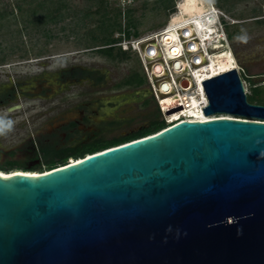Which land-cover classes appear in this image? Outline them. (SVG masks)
Wrapping results in <instances>:
<instances>
[{
	"label": "water",
	"instance_id": "1",
	"mask_svg": "<svg viewBox=\"0 0 264 264\" xmlns=\"http://www.w3.org/2000/svg\"><path fill=\"white\" fill-rule=\"evenodd\" d=\"M207 121L0 176V264H264V106L236 70Z\"/></svg>",
	"mask_w": 264,
	"mask_h": 264
},
{
	"label": "rangeland",
	"instance_id": "2",
	"mask_svg": "<svg viewBox=\"0 0 264 264\" xmlns=\"http://www.w3.org/2000/svg\"><path fill=\"white\" fill-rule=\"evenodd\" d=\"M110 22L117 11L120 16L116 21L121 31L139 36L161 29L169 17L172 23L184 18L204 13L202 8L212 0H174L173 8L165 10L157 0H104ZM220 9L226 19V31L231 35L229 48L241 73L245 94L250 93L252 83L264 87V0H220ZM213 4V3H212ZM97 0H0V84L12 80L30 82L39 72H49L48 80L62 68L69 66H91L107 73V94L116 91L114 84L125 78L132 71L142 73V67L136 56L127 52L128 58L121 62L111 61L95 51L100 45L94 38H99L101 11L97 10ZM206 5V6H207ZM17 8H20L19 10ZM192 11L190 15L187 12ZM57 12L55 22L46 16ZM133 24V28H128ZM118 31L113 34L117 39ZM221 44L217 48H228ZM118 48V47H116ZM122 51V49H120ZM226 55L225 57H229ZM244 74L252 77V82L244 79ZM113 86V87H112ZM71 88H80L73 86ZM115 88V89H114ZM122 88H119L120 91ZM148 91L147 86L145 87ZM118 91V92H119ZM139 96L133 91L115 99L118 108L107 112L106 122L120 121L122 125L111 127L108 124L101 129L106 138H112L146 125L155 113L156 102L148 106L138 104ZM209 117V118H220ZM229 117V116H223ZM231 118V117H230ZM164 120V116L161 115ZM81 136L71 139L62 146L72 147L84 140ZM19 145L0 142V165H5L9 158L5 153L15 150ZM28 170L40 173L44 167L35 168L27 157L18 154L14 159ZM71 160H68L70 162ZM20 165V166H22ZM18 166V168H20ZM13 171H19L14 169Z\"/></svg>",
	"mask_w": 264,
	"mask_h": 264
},
{
	"label": "flooded vegetation",
	"instance_id": "3",
	"mask_svg": "<svg viewBox=\"0 0 264 264\" xmlns=\"http://www.w3.org/2000/svg\"><path fill=\"white\" fill-rule=\"evenodd\" d=\"M49 74L39 72L30 82L0 84V142L19 145L5 153L9 160L18 154L26 157L30 149L66 147L62 145L77 136L90 139L101 133L111 123L106 122L107 112L118 108L115 99L126 93L138 95V104L149 103L147 84L119 91L116 83V91L107 94L108 74L95 67L69 66L48 80Z\"/></svg>",
	"mask_w": 264,
	"mask_h": 264
},
{
	"label": "built area",
	"instance_id": "4",
	"mask_svg": "<svg viewBox=\"0 0 264 264\" xmlns=\"http://www.w3.org/2000/svg\"><path fill=\"white\" fill-rule=\"evenodd\" d=\"M177 7L178 3L176 12L161 29L138 37H127L121 31L114 45L136 56L149 93L167 126L196 121L189 111L203 115L208 100L201 83L223 74L214 63L216 54L222 51L215 44L229 46L223 21L226 17L211 1L200 17L201 29L196 18L172 23ZM214 16L218 19L216 24ZM236 71L241 79L243 70L237 66Z\"/></svg>",
	"mask_w": 264,
	"mask_h": 264
},
{
	"label": "trees",
	"instance_id": "5",
	"mask_svg": "<svg viewBox=\"0 0 264 264\" xmlns=\"http://www.w3.org/2000/svg\"><path fill=\"white\" fill-rule=\"evenodd\" d=\"M158 3H160L165 10H170L173 8L174 0H157ZM212 3L215 7L222 9L223 6L220 2V0H212ZM97 10L99 12L101 11V19L99 21V33L101 34L99 38H94L95 41H97L100 45L95 46V51L99 55L104 56L105 58L121 62L123 60H126L128 58L127 52L121 51L120 48H116L114 45L117 43V40L113 38V34L118 31V33L121 32L120 25L116 21L117 17L120 16V11H117L114 17V21L112 20L110 22L105 1L104 0H97ZM207 5V4H206ZM204 6L202 8H196L195 10H202L207 9V6ZM18 10L20 8H17ZM192 11L187 12L188 15H190ZM50 21L55 22L57 19V12H53L52 14H47L46 16ZM175 17H178V13L175 15ZM264 23V19L261 20ZM128 28H133V24H128ZM225 31H226V24H225ZM126 36H134L138 37L139 34L137 32L130 33L126 31ZM227 39H231V35L226 31ZM244 79L248 80L249 82H252V77L249 75L244 74ZM146 79L144 77L143 72H137L132 71L125 79L118 82L116 84L117 88L122 87H130V88H137L142 85H145ZM154 102L153 97L149 94V103H145L143 106H147L150 103ZM247 101L250 104L254 105H261L264 106V87L255 86L254 83L250 86V93L247 94ZM122 125V122L120 121H113L109 124L111 127H116ZM172 126V125H170ZM170 126H167L166 123L161 119V114L156 108L154 115L152 118L149 119V122L137 129L131 130L129 132H126L124 134H120L118 136L112 137V138H106L103 136L102 133H99L95 136H93L90 139H84L79 141L76 145L72 147H61V148H55V147H38L35 149H30L26 152L27 158L32 163H38L35 168L44 167V171H41L40 173L48 172L51 170H54L56 168H60L63 166H66L69 162L68 160H71L73 163L75 161L77 162L79 159L84 158L85 156H89L92 154H96L102 151H105L107 149L120 146L125 143H129L141 138L148 137L150 135L156 134ZM15 162L14 160H9L6 162L5 165H0V173L2 174H9L14 169H18L19 173L22 174H28L32 173V175H39L40 173L33 172L34 169L28 170V168L25 165ZM20 166V168H18Z\"/></svg>",
	"mask_w": 264,
	"mask_h": 264
},
{
	"label": "bare ground",
	"instance_id": "6",
	"mask_svg": "<svg viewBox=\"0 0 264 264\" xmlns=\"http://www.w3.org/2000/svg\"><path fill=\"white\" fill-rule=\"evenodd\" d=\"M202 16H203V13H198V14H195L194 16L184 18L180 21H187L189 19L196 18L197 19V25L201 29L203 26L202 25L203 21L200 19V17H202ZM172 19H173V16H172ZM215 45L217 47V46H220L221 43H216ZM230 53H231V51H230V48L228 47L227 49L222 50L220 53L216 54V56H215L214 63H215V65L218 66V69L220 70L221 73H226L230 70H236V68H237L236 61L232 55H229ZM226 55H229V57H225ZM189 115L191 118H194L196 121H207L210 119H214V118L205 117L200 112H195V111H189ZM221 118H230V117H221ZM71 163H73V162H71ZM15 173H19V172L15 171V172H12L9 174L0 173V176L7 177V176H11L12 174H15ZM27 175L36 176V175H32V173H28Z\"/></svg>",
	"mask_w": 264,
	"mask_h": 264
},
{
	"label": "clouds",
	"instance_id": "7",
	"mask_svg": "<svg viewBox=\"0 0 264 264\" xmlns=\"http://www.w3.org/2000/svg\"><path fill=\"white\" fill-rule=\"evenodd\" d=\"M217 21H218L217 17H216V16H214V23H213V24H216V23H217Z\"/></svg>",
	"mask_w": 264,
	"mask_h": 264
}]
</instances>
